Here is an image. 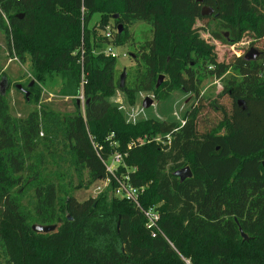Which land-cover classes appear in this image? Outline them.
<instances>
[{"label":"trees","instance_id":"16d2710c","mask_svg":"<svg viewBox=\"0 0 264 264\" xmlns=\"http://www.w3.org/2000/svg\"><path fill=\"white\" fill-rule=\"evenodd\" d=\"M95 14L111 39L95 37ZM6 19L36 78L28 104L57 74L75 112L39 106L15 117L0 92V264H264V48L254 47L264 41V0H0ZM139 22L151 28L144 42L131 31ZM246 38L257 61L218 60L213 42ZM109 45L132 48L123 89ZM208 80L221 83L215 96L202 94ZM117 89L130 103L136 93L190 94L183 124L126 121L110 101ZM116 152L143 187L141 206L159 211L156 237L133 203L114 197L115 180L82 202L73 194L75 181L94 189L107 180L101 159ZM186 167L192 178L181 182L174 174Z\"/></svg>","mask_w":264,"mask_h":264},{"label":"rangeland","instance_id":"374dc122","mask_svg":"<svg viewBox=\"0 0 264 264\" xmlns=\"http://www.w3.org/2000/svg\"><path fill=\"white\" fill-rule=\"evenodd\" d=\"M110 21V18H106ZM104 18L101 14H95L92 16L90 27H95L94 34L97 39L104 37L107 32H110V27L104 31L101 29V24ZM214 25H212L213 27ZM131 31H134L135 39L139 42H144L151 37V28L145 23H136ZM207 36V35H205ZM27 43H31L32 39L26 40ZM209 42H213L210 40ZM216 48V54L220 62H230L235 54L245 56L250 48V40L244 39L240 44L235 46L222 45L218 42H213ZM118 53H129L131 51L130 46L123 48H116L111 45ZM256 48H264V41L258 43ZM98 52V51H97ZM22 61L19 57L18 51L15 48V42L12 34L10 33V27L6 19L5 24L0 23V84L1 89L5 90V96L10 104L11 114L15 117H25L29 112L38 108L39 106H46L47 108L61 113L72 114L75 112V98L66 97L60 94L61 89L64 86V81L53 74L47 78L44 83H37V90L34 91L32 100L34 103H29V95L26 97L25 93L19 91L16 86H21L23 90L29 91L30 84L36 85V78L33 73L30 56L27 52L23 53ZM132 63L128 58L120 57L117 60V69L120 72V76L124 69L130 71ZM126 71V72H128ZM5 78V80H4ZM221 83L214 80H208L205 84L202 94L205 96H215L221 91ZM39 94L35 97V94ZM147 97L153 98L151 93H136L133 99V103H130L126 93L117 89L114 95L110 98V101L117 105L126 121L129 122H141L146 119H155L167 123L182 124L185 116L186 104L190 100L191 95L179 90L173 91L168 97L163 100H155L154 104L144 109L143 104ZM82 105V104H81ZM83 107V105H82ZM134 115V119L131 117ZM144 140L142 141V143ZM135 172L134 169H129ZM78 181H75L74 196L80 202L88 200L94 197L93 187L90 189L79 188ZM29 201V198L25 203Z\"/></svg>","mask_w":264,"mask_h":264},{"label":"built area","instance_id":"2783aa9c","mask_svg":"<svg viewBox=\"0 0 264 264\" xmlns=\"http://www.w3.org/2000/svg\"><path fill=\"white\" fill-rule=\"evenodd\" d=\"M107 38L111 39V33L107 32L106 34ZM105 55L118 60L120 57L122 58H128V53L123 52V53H118L115 51V49L109 45L105 51ZM217 82V81H216ZM83 102V97L79 98ZM134 119V115L131 116ZM129 122V121H128ZM134 122V120H133ZM183 124V121H182ZM167 142L171 141V137L167 136L166 137ZM156 142L158 143H163V140L158 137L155 139ZM165 144V143H164ZM116 145V144H114ZM127 157V155H123L119 152L114 153L111 157L108 159H101L106 172H107V180L101 182L98 184L94 189H93V194L94 196H98L105 192L106 189H108L110 180L113 179L116 182V187L114 189V197L121 199V200H126L131 203H133L144 215L146 219V227L152 231V237H156V231L158 230V225L160 221V214L159 211L157 210V207L150 208V209H144L141 206L140 203V196L143 192V187L135 186L132 183L131 179V172L129 169L126 168L124 165V159ZM123 166L126 168V173L123 174L122 177L118 176V171L120 167ZM189 264V262H186Z\"/></svg>","mask_w":264,"mask_h":264},{"label":"water","instance_id":"95a60500","mask_svg":"<svg viewBox=\"0 0 264 264\" xmlns=\"http://www.w3.org/2000/svg\"><path fill=\"white\" fill-rule=\"evenodd\" d=\"M213 14V11L209 8H203L202 10V16H211ZM118 16L115 15L114 16V19L117 18ZM20 19L23 18V16H19ZM119 30L121 31L122 30V26H119ZM259 51L257 49H254L252 48L251 50H249V52L244 56V60L246 62H255L258 60L259 58ZM126 70L124 69L123 73L121 74L120 76V89H123L124 88V85H125V81H126ZM164 79V75H160L159 76V79L157 81V84H156V89L160 86L161 82L163 81ZM5 80V78H4ZM32 86V84H31ZM16 88L19 90V91H22L25 93L26 97H28L29 95V92L23 90V88L21 86H16ZM0 92L1 94L4 96L5 95V90L4 89H1V84H0ZM79 103V102H78ZM154 104V98H150V97H147L144 101V104H143V108L144 109H148L150 108L152 105ZM239 105L242 106L243 105V102H239ZM245 110V108H244ZM175 177H177L181 182L187 180V179H190L192 178V172L190 170L189 167H186V168H183L179 171H177L175 174H174ZM32 229L34 232L36 233H42V234H47V233H50V232H53L55 231L56 229V226L55 225H50V226H41V225H33L32 226ZM241 236L243 238V240L245 241H249L250 238L244 234L242 231H241Z\"/></svg>","mask_w":264,"mask_h":264},{"label":"crops","instance_id":"0c3cea01","mask_svg":"<svg viewBox=\"0 0 264 264\" xmlns=\"http://www.w3.org/2000/svg\"><path fill=\"white\" fill-rule=\"evenodd\" d=\"M190 99H191V97H190ZM155 101V100H154Z\"/></svg>","mask_w":264,"mask_h":264}]
</instances>
